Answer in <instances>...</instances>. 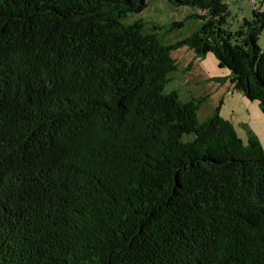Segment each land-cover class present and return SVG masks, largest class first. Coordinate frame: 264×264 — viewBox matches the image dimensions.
<instances>
[{
	"label": "trees",
	"instance_id": "16d2710c",
	"mask_svg": "<svg viewBox=\"0 0 264 264\" xmlns=\"http://www.w3.org/2000/svg\"><path fill=\"white\" fill-rule=\"evenodd\" d=\"M149 1L0 0V264H264L260 143L165 92L187 47L264 115V10L167 0L166 43Z\"/></svg>",
	"mask_w": 264,
	"mask_h": 264
},
{
	"label": "rangeland",
	"instance_id": "374dc122",
	"mask_svg": "<svg viewBox=\"0 0 264 264\" xmlns=\"http://www.w3.org/2000/svg\"><path fill=\"white\" fill-rule=\"evenodd\" d=\"M228 11L231 15L229 26L237 31L245 20L253 19V12L264 10V0H228ZM190 14L188 8H177L167 0H150L147 9L139 15H131L124 20L125 24L143 19L145 23H157L167 27L172 22L184 21L181 29H176L167 37L166 43L176 42L190 36L197 28L195 20L185 19ZM258 45L264 48V32L261 33ZM179 65V71L171 74L172 81L165 92L178 91L181 99L200 98L203 105L198 112L199 119L205 121L220 106V116L231 121L239 138L247 144L251 138L258 140L264 151V115L256 101H249L245 95L234 89L229 78L230 72L221 69L217 58L209 53L204 58L195 59L193 51L187 47L172 53ZM192 65V67H191ZM188 67L190 71H186ZM228 79L226 80V78ZM213 79L226 80L218 85Z\"/></svg>",
	"mask_w": 264,
	"mask_h": 264
}]
</instances>
